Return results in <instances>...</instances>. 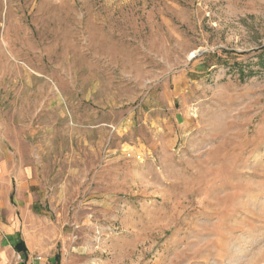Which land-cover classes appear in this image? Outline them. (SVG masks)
<instances>
[{
    "label": "rangeland",
    "instance_id": "rangeland-1",
    "mask_svg": "<svg viewBox=\"0 0 264 264\" xmlns=\"http://www.w3.org/2000/svg\"><path fill=\"white\" fill-rule=\"evenodd\" d=\"M1 191L31 264H264V0H0Z\"/></svg>",
    "mask_w": 264,
    "mask_h": 264
},
{
    "label": "crops",
    "instance_id": "crops-1",
    "mask_svg": "<svg viewBox=\"0 0 264 264\" xmlns=\"http://www.w3.org/2000/svg\"><path fill=\"white\" fill-rule=\"evenodd\" d=\"M2 188L3 189L5 188L6 190V184L3 185ZM0 202H1L0 209H2L3 211L6 210L5 192L1 191ZM7 211L10 212V210ZM21 215L22 214H20L21 222L18 219L16 222H14L12 214H10V217L8 218L9 225L0 224V232L5 234L3 238H0V264H11V258L15 256L18 257V261L15 260V264H31V246H28L26 244V240L24 236L17 235L18 233H20L18 232L19 224L25 222V218L23 217L24 219H22ZM13 235H17V237L12 240ZM19 242H23L25 246L26 252L24 254L17 253L14 250L15 245H17Z\"/></svg>",
    "mask_w": 264,
    "mask_h": 264
},
{
    "label": "trees",
    "instance_id": "trees-1",
    "mask_svg": "<svg viewBox=\"0 0 264 264\" xmlns=\"http://www.w3.org/2000/svg\"><path fill=\"white\" fill-rule=\"evenodd\" d=\"M14 250L17 253H22V254H24L26 252V249H25L23 242H19L17 245H15Z\"/></svg>",
    "mask_w": 264,
    "mask_h": 264
}]
</instances>
